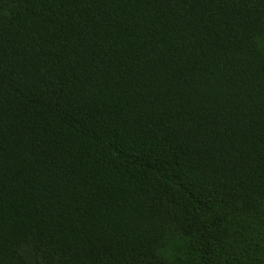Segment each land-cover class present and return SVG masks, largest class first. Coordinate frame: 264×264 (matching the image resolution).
Here are the masks:
<instances>
[{
  "label": "trees",
  "instance_id": "16d2710c",
  "mask_svg": "<svg viewBox=\"0 0 264 264\" xmlns=\"http://www.w3.org/2000/svg\"><path fill=\"white\" fill-rule=\"evenodd\" d=\"M0 264H264V0H0Z\"/></svg>",
  "mask_w": 264,
  "mask_h": 264
}]
</instances>
